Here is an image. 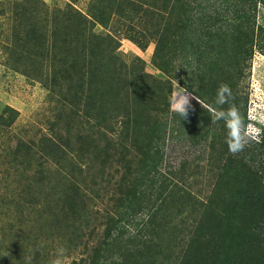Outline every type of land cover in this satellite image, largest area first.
I'll list each match as a JSON object with an SVG mask.
<instances>
[{
    "label": "trees",
    "instance_id": "trees-1",
    "mask_svg": "<svg viewBox=\"0 0 264 264\" xmlns=\"http://www.w3.org/2000/svg\"><path fill=\"white\" fill-rule=\"evenodd\" d=\"M77 1L72 0L68 10L51 12L45 8L41 25L34 15L35 10H29L30 23L23 35H16L15 44L18 49L25 42L26 50L28 46L30 50L25 52V57L20 55L17 59L31 61L30 64L39 63L41 73L48 71V78L57 71L60 79L69 80L72 101L74 98L84 102L83 109L92 122V166L99 159L104 165L125 166L118 192H128L127 182L132 180L133 192L137 188L141 192H159L157 200L162 207L149 213L148 219L141 217L138 231L154 224L150 238L135 232L124 240L122 234L129 232L128 223L119 226L118 232L115 227L120 219L125 218L121 213L105 230V237L110 241L98 242L93 246V252L91 246L90 254L75 258L72 263L150 264L155 262L153 257L160 254L161 248V257L167 259L169 252L166 251L169 248L174 250L178 243L182 245L183 254L179 255L180 264H264V128L259 142L252 141L243 151L233 155L226 143L227 128L223 120L213 123L211 113L199 102L188 108L187 117L183 118L171 110L169 100L176 78L172 62L175 57H181L192 66L189 71L191 83L183 88L210 107L226 110L234 105L245 123L251 122L247 115V96L241 87V70L250 68L248 61L257 48L264 53V46H260L258 40L259 33L264 30L257 22L259 0H214L205 6L208 8L201 6L205 0H185L196 2L198 7L187 11L185 16L179 11L180 17L175 22L171 17L173 0H92L95 4L86 12L76 7ZM181 1L177 0L178 3ZM210 7L211 10H205ZM141 9L153 16L161 12L168 20L166 29L158 38L154 59L168 79L152 76L143 68L141 59H138L142 61L141 65L127 63L119 53L121 38L116 33H121V29H113L116 33L108 30L118 17L136 16L134 14ZM33 66L26 68L24 73L29 74L34 70ZM54 83L57 84L56 80ZM221 84H227L233 93L232 99L223 106L215 105ZM7 108L9 117L5 118L4 113L0 115V123L4 126L16 121L19 113L13 107ZM58 125L37 142L33 140L32 145L29 142V146H25L23 141L16 145L18 157L26 159L29 155L27 159L36 160L32 171L34 178L30 192L34 193L29 198L33 205L29 219L33 216L40 223L32 230L23 226L14 228L12 246L0 245V264H52L58 249H67L64 259L72 253L69 236L74 241L82 236L80 232L71 231L73 228L82 231L80 225L76 226L80 219L76 212L84 207L80 205L81 198L77 194H67L63 199L65 206L61 205V198L52 201L41 192L49 185L50 191L57 192L60 181L66 178L62 176L66 172L63 163L67 159L71 163L80 160L72 138L65 137ZM180 126L190 128L192 144L209 142L211 163L216 164L219 173L213 194L205 202L203 212L198 214L195 226L174 244L178 230L173 238L166 240L162 236L166 231L161 234L159 228L163 226L161 220L167 216L160 217L159 212L167 211L177 196L165 193L168 191V177L159 175L162 177L159 183L156 175L167 139L169 135H182ZM83 148L80 150H85ZM128 154L133 159L140 157V169L135 170L128 163ZM149 157L154 159L153 164L146 162ZM182 166L181 182H185V166ZM51 168L56 174L54 183L50 179ZM105 173V168H100V174L92 179V184H97L99 177L104 179ZM69 178L74 179L72 174ZM148 183L154 186L150 188ZM170 183L177 188L184 187L178 181ZM36 184L45 198L34 191ZM72 192H80L78 185ZM125 200L126 197L120 198L121 202ZM44 228L51 231L52 236H61L60 244L53 240L50 243L54 244L47 243L46 246L43 242L41 247L40 236L43 237ZM32 244L34 246L28 248ZM77 246L78 243L73 245ZM85 247L88 250L87 244Z\"/></svg>",
    "mask_w": 264,
    "mask_h": 264
},
{
    "label": "rangeland",
    "instance_id": "rangeland-1",
    "mask_svg": "<svg viewBox=\"0 0 264 264\" xmlns=\"http://www.w3.org/2000/svg\"><path fill=\"white\" fill-rule=\"evenodd\" d=\"M70 2L72 0H0V115L4 113L5 118L9 117L8 106L19 112L17 120L12 122L10 126H4L0 123V245L2 247L12 246L15 227L23 226L26 230L30 228L32 230V228H37L36 225L40 223V220L33 216L31 220L29 219V212L33 208L29 198L34 193L30 191L34 178L32 171L36 165V160L30 161V159H27L29 155L26 159L18 157L16 145L19 141H23L25 146H29V142L32 145L33 140L37 142L43 134L50 133V130L53 127L56 128L59 123L58 128L62 130L65 137L68 135L72 138L74 148L78 150L76 156H79L82 161L71 163L67 159L63 163L66 172L64 171L62 175L66 178L60 181V188L57 192L50 191V185L47 186L50 192H45L47 189H43L41 192L47 194L52 201H56L58 197L61 198V205L64 204L65 206L67 204L63 199L67 197V194H77L82 201L80 205L84 206L76 212L80 217L76 226L80 225L82 231L71 229L72 232H80L82 236L76 241L73 240L72 236H69L72 248L68 249L72 253L65 259L63 257L64 264H73V259L87 256L90 254L91 246L93 252V246L98 242L110 241L105 237V230L113 222V218H119L121 213H124L125 218L122 221L120 219L115 227H118L116 230L118 232L119 226L125 222L128 223L127 229L129 232L122 234L124 240L136 233L150 238V229L154 224L151 223L149 228L138 231L141 217L148 219L149 213L155 212V209L161 206L160 200H157L159 192H151L150 190L149 192H141L139 188L133 192L132 180L127 182L128 192H118L121 176L124 175L122 170L125 166L109 165V163L104 165L101 159L92 166V122H89L86 111L83 109L84 99H82L83 103L80 100L76 101L74 98L72 101L73 92L69 90V85L71 86L69 80L67 78L60 79L56 75L58 74L57 71L52 72L53 77L50 75L48 78V71L43 70L41 73L39 63L30 64L31 61L17 59V57L20 58V55L25 57V52L28 49L30 50L29 46L26 50L25 42L21 43V48L18 49L15 44L16 35H23L30 23L29 10L30 12L35 10L34 15L39 25H41L45 8L51 12L61 9L68 10L67 6ZM173 2L175 3L172 4L174 8L171 15L173 22L179 19V11L185 16L187 11L195 10L198 7L197 3L192 1L190 3V1L183 0L178 3L177 0H173ZM212 2L214 0H205L201 2V6L202 8H208L205 6L209 3L212 4ZM92 4H95L92 3V0H78L75 5L86 12L92 7ZM193 6L196 7L193 8ZM205 10H211V7ZM133 14L134 12H132ZM134 15L136 16L118 17L111 24V29H108L111 32L113 31L112 33H116L113 29H121V33H116L121 38L119 53L129 64L141 65V60H143V68L152 76L166 78V75L154 62L158 38L162 36L166 29L168 21L164 18L166 15L157 12L153 16L142 9ZM257 22L264 29V0H259L258 3ZM42 31H44V28ZM258 40L260 46H264V30L262 34L259 33ZM20 50L24 54H19L21 53ZM174 51L178 52L179 50ZM172 63L174 76H176L173 80V92L177 88V83L181 87L191 83L189 78L191 65L187 61L184 62L181 57H175ZM248 63L250 68L241 70V87L244 96H247V115L251 119L249 123L261 128L263 133L264 123L252 119V117L264 115V53L261 49L258 50L257 48L255 50L251 61H248ZM27 64L29 66L34 65L32 67L34 70L26 75L24 70L29 67ZM54 75L57 84L54 83ZM41 76H43V79H40ZM172 92L169 95L170 101ZM187 93L190 94V107H194L198 102L195 99L197 96L188 90ZM180 128L182 135H169L163 159L158 162L156 175L159 183H161L162 178L159 175L164 174L165 178L168 177V191L165 193L171 192L174 197L177 196L167 211L164 209L163 212H159L160 217L167 216L165 220H161L163 226L159 228L161 234L166 231L162 235L166 240L169 237L173 238L175 230H178L175 233L178 239L174 244L181 240L183 236H187L195 226L198 214L203 212L205 202L213 194L219 173L216 164L211 163L209 142L207 144L205 142L192 144L189 138L190 128L184 126H180ZM25 146L23 148L26 150ZM84 146L86 147L83 148ZM81 148L85 150H80ZM128 156L130 157L127 160L128 163L135 170L136 168L140 169V157L133 159L131 154H128ZM153 161L152 157L146 159V162L151 164H153ZM181 164L185 166L183 169L187 177L185 182H181ZM49 166L53 167V164H49ZM100 168H105V177L104 179L97 178L98 183L92 184V179L100 174ZM52 171L50 172V179L54 183L57 180L55 179V170ZM71 174L74 179L69 178ZM177 181L184 187L179 186L182 188H177L170 183L176 184ZM75 182L80 192H72L77 188ZM158 182H155V185H158ZM148 184L150 188L154 186ZM38 185L36 184L33 188L36 189L34 191L39 193ZM39 194L45 198L43 194ZM121 197H126V200L121 202ZM186 198H189L187 202ZM192 210L194 212H191ZM193 216L195 217L193 218ZM82 217H85V219L82 220ZM171 218H173L172 221ZM41 222L43 223L42 220ZM51 233V231L44 228L43 237L40 236L41 242L39 244L41 247L44 243L45 245L47 243L54 244L50 243L53 240L56 244H60L62 237L57 234L52 236ZM117 236L118 233L114 238ZM137 239H139V236H137ZM77 243L78 246L73 247ZM85 244H87L88 250H85ZM33 246L34 244L28 248ZM174 248V250L169 248L166 251V253L169 252V256L166 255L168 256L167 259L161 257L163 255L161 248L159 250L160 254L153 257L155 262L150 264H180L179 255L182 254V245L177 243Z\"/></svg>",
    "mask_w": 264,
    "mask_h": 264
},
{
    "label": "clouds",
    "instance_id": "clouds-1",
    "mask_svg": "<svg viewBox=\"0 0 264 264\" xmlns=\"http://www.w3.org/2000/svg\"><path fill=\"white\" fill-rule=\"evenodd\" d=\"M233 93L227 84H221L217 89L215 105L223 106L228 104L229 99H232ZM197 101L203 108L211 113L213 123L223 120L227 128L226 143L229 152L233 155L243 151V149L252 141L259 142L262 134V129L254 126V124H246L239 109L230 105L228 109L210 107L203 104L197 97ZM191 106L190 94L187 89L178 85L175 91L172 92L170 107L172 111L178 113L181 117L186 118L188 108ZM259 123H264V115L252 117ZM65 253L64 248L58 249L57 258L52 261V264H64L63 256Z\"/></svg>",
    "mask_w": 264,
    "mask_h": 264
}]
</instances>
